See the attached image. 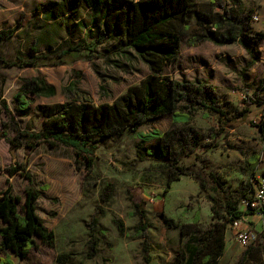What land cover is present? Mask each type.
I'll return each instance as SVG.
<instances>
[{
  "label": "rangeland",
  "instance_id": "374dc122",
  "mask_svg": "<svg viewBox=\"0 0 264 264\" xmlns=\"http://www.w3.org/2000/svg\"><path fill=\"white\" fill-rule=\"evenodd\" d=\"M44 1L0 0V31L14 30L10 39L0 42L1 58L10 60L19 56L24 59L32 55L33 47L37 50L36 54L41 55L83 39L84 31L75 19H70L66 27L61 20L41 12L39 6ZM193 1L202 11L212 8L210 0ZM215 1H221L236 13H250L252 31L249 36L256 37V40L248 44L257 55L254 64L248 66L253 60L252 54L240 42L218 45L202 41L191 45L190 39L198 33L193 16L189 31L181 38L179 56L173 63L165 65L163 71L177 80H206L218 87L232 114L237 115L245 108L251 109L252 112L241 116L234 127L221 133L219 148L205 153L199 151L210 161L204 168L206 173H217L224 187L234 191L241 182L248 183L255 173L264 178L263 140L258 127L251 123L261 121L264 105L248 106L245 101L248 90L253 92L264 75V0ZM81 17L87 19L84 12ZM256 33H261L263 37ZM109 49H112L111 44L101 46L92 60L82 58L68 60L64 64L25 68L0 67L1 98L6 99L17 126L39 131L42 128V118L37 112L39 105H55L82 99L81 96L96 105L111 104L130 86L139 85L150 73L148 65L132 50L116 53ZM104 54L108 55V60ZM37 76H42L53 85L56 93L52 96L30 94V113L21 117L16 110L15 94L26 79ZM203 113V110L195 113L192 125L207 142L210 131L218 129V124L215 116L206 117ZM3 122L9 126L3 127ZM12 127L8 113L0 104V190L10 185L16 195L24 198L29 185L24 173L28 172L34 186L42 190L37 202L38 214L54 234L53 245L37 239V246L25 258L9 253L14 264H175V261H184V256H181L184 245L179 230L167 228L163 216L187 221L198 210L204 223L210 219L211 203L207 192L199 191L191 195L200 190L192 176L182 175L165 191L169 165L163 153L157 150V140L142 142L129 132L121 137L102 140L95 151L92 168L77 162L74 150L68 146L50 148L42 143L34 150L20 148L16 153L17 160L25 165V172L21 170L10 174L12 154L3 130L13 136ZM183 127V124L173 125L171 117L165 116L145 124L139 131L158 129L167 132ZM228 143L238 145L242 151L230 148ZM147 150L153 151L154 155L147 156ZM252 154L259 156L257 171L247 163ZM180 157L179 165H190L196 172L202 168L194 154ZM137 203L145 208L146 220L150 223L147 235L152 248L151 262L145 260L143 238L136 233L140 223L139 216L134 214ZM93 215L99 219L100 230L96 234L99 238L98 253L89 257L90 229L87 223ZM253 216L252 220L246 217L247 225L255 233L254 240L258 237L264 244V216ZM115 220L123 223V234L119 233ZM226 235L230 237V253L219 264H235L245 248L235 239L229 227ZM61 255H66V258L59 261ZM2 257H5V252L0 250ZM262 258L264 261V255Z\"/></svg>",
  "mask_w": 264,
  "mask_h": 264
},
{
  "label": "trees",
  "instance_id": "16d2710c",
  "mask_svg": "<svg viewBox=\"0 0 264 264\" xmlns=\"http://www.w3.org/2000/svg\"><path fill=\"white\" fill-rule=\"evenodd\" d=\"M210 3L211 10L202 11L193 0H46L41 3L39 10L61 20L66 27L70 19H75L84 31L83 39L41 55L36 54L37 50L33 47L32 55L24 59L19 56L10 60L0 57L2 68L58 65L68 60H92L101 46L111 44L110 51L126 53L127 50H132L148 65L150 73L142 82L130 86L111 104L96 105L87 97L81 96L82 99L55 105H39L37 112L42 118V128L39 131H28L17 126L6 99L1 98L0 90V104L9 115L14 132L13 136H9L3 130V136L8 140L12 154L10 174L21 170L25 172V165L17 160L16 153L20 148L34 150L42 143L50 148L68 146L74 150L77 162L92 168L95 151L102 140L121 137L127 132L133 133L142 142L157 140V150L163 153V158L169 165L165 191L182 175L192 176L198 183L200 192H207V199L211 203V222L207 225L199 222L198 210L192 223L163 216L162 220L167 228L178 229L182 241L187 238L183 241L184 252L181 253L184 261H175V264H218L225 247L227 227L236 219H246L256 214V210L245 206L243 201L253 198L261 180L255 173L248 183L241 182L234 191H230L224 187L217 173H206L204 168L208 167L210 161L201 154L219 148L221 143L218 137L221 133L234 127L241 116L252 112L251 109L245 108L237 115L232 114L226 106L228 101L208 81L177 80L163 71L165 65L173 63L179 56L181 38L189 31L190 18L193 16L196 18L198 33L190 39L191 45L202 41H212L218 45L240 42L252 54L253 60L248 66L254 64L257 55L248 44L256 40V37L249 36L252 31L250 13H236L221 1L210 0ZM82 12L87 15V19L81 17ZM13 33L14 30L0 31V42L10 39ZM256 34L263 37L261 33ZM104 57L108 60V55ZM55 93V87L48 84L42 76L26 79L15 94L19 116L29 115L32 103L30 94L52 96ZM245 101L248 106L264 105V75L253 92L249 93L248 90ZM198 110H203L206 117L215 116L218 124V129L210 131L207 142L204 141V135L192 125ZM165 116L171 117L173 125L183 124L184 127L167 132L158 129L139 131L145 124ZM251 123L258 127L264 148V113L259 123ZM2 126L7 128L9 125L3 122ZM228 146L232 149L239 148L232 143H228ZM239 150L242 151L240 148ZM192 154L202 164L197 172L190 165H179L182 158L180 156ZM146 155L153 156L154 153L147 150ZM258 161L259 156L252 154L247 163L257 171ZM24 176L29 180L24 198L16 195L10 185L0 190V250L5 252V257L0 258V264H14L9 253L25 258L37 246V239L49 245L54 244L53 232L48 230L38 214L37 202L42 190L34 186L28 172ZM135 208L134 214L139 216L140 222L136 233L143 238L145 260L151 262L152 248L147 235L150 223L146 220V210L142 204L137 203ZM115 222L119 233L123 234V223L120 220ZM98 224L96 215L87 223L90 229L89 257L98 253ZM263 245L257 237L245 247L235 264H264ZM63 258L66 255H61L58 260L62 261Z\"/></svg>",
  "mask_w": 264,
  "mask_h": 264
},
{
  "label": "built area",
  "instance_id": "2783aa9c",
  "mask_svg": "<svg viewBox=\"0 0 264 264\" xmlns=\"http://www.w3.org/2000/svg\"><path fill=\"white\" fill-rule=\"evenodd\" d=\"M257 19V17H255ZM245 206H251L256 210L254 215H263L264 211V178L256 186L255 193L251 200H244ZM233 236L242 247H247L255 238L254 231L248 227L246 219H236L230 225Z\"/></svg>",
  "mask_w": 264,
  "mask_h": 264
},
{
  "label": "crops",
  "instance_id": "0c3cea01",
  "mask_svg": "<svg viewBox=\"0 0 264 264\" xmlns=\"http://www.w3.org/2000/svg\"><path fill=\"white\" fill-rule=\"evenodd\" d=\"M217 88V90H218V87H216ZM219 91V90H218ZM198 184V183H197ZM200 190L199 189H197L196 190V192L195 193H192L191 195H194V194H196V193H198ZM42 193V192H41ZM209 206H211V205H209ZM252 216L253 215H251V216H248V220H252ZM263 216H264V213H263ZM194 217V216H193ZM193 217L191 218V219H188L187 221H179V222H183V223H192L193 222ZM254 217V216H253ZM201 224H203V225H207V224H209L210 222H211V216H210V219H209V221H206V223H204L203 222V220L200 218V221H199ZM249 222H253V221H249ZM187 240V238H183V241H186ZM191 246H193V244L191 243L190 244ZM229 250H230V237L229 236H227L226 235V237H225V247H224V251H223V254H222V256L219 258V260H218V264L221 262V260L223 259V257H225V255L226 254H229L230 252H229ZM188 256V255H187Z\"/></svg>",
  "mask_w": 264,
  "mask_h": 264
}]
</instances>
